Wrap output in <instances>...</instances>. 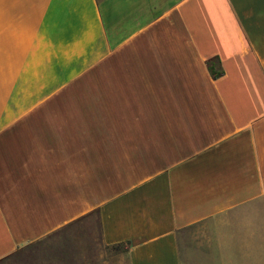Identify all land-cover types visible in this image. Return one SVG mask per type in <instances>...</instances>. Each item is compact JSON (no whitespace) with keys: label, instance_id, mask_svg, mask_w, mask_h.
<instances>
[{"label":"crops","instance_id":"0c3cea01","mask_svg":"<svg viewBox=\"0 0 264 264\" xmlns=\"http://www.w3.org/2000/svg\"><path fill=\"white\" fill-rule=\"evenodd\" d=\"M195 226L264 264V0H0V264H191Z\"/></svg>","mask_w":264,"mask_h":264},{"label":"rangeland","instance_id":"374dc122","mask_svg":"<svg viewBox=\"0 0 264 264\" xmlns=\"http://www.w3.org/2000/svg\"><path fill=\"white\" fill-rule=\"evenodd\" d=\"M183 254L189 257L191 264H206L203 252L206 250L205 227L195 226L184 233L181 238Z\"/></svg>","mask_w":264,"mask_h":264},{"label":"trees","instance_id":"16d2710c","mask_svg":"<svg viewBox=\"0 0 264 264\" xmlns=\"http://www.w3.org/2000/svg\"><path fill=\"white\" fill-rule=\"evenodd\" d=\"M207 67L210 72V74L214 77L217 78L222 74V69L219 66V60L217 57H212L207 60Z\"/></svg>","mask_w":264,"mask_h":264}]
</instances>
